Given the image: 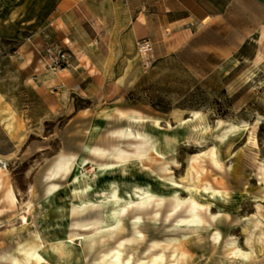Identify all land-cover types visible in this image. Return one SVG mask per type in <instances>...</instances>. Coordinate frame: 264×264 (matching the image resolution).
<instances>
[{"label":"rangeland","instance_id":"374dc122","mask_svg":"<svg viewBox=\"0 0 264 264\" xmlns=\"http://www.w3.org/2000/svg\"><path fill=\"white\" fill-rule=\"evenodd\" d=\"M15 2L0 0V11L12 8ZM80 8L85 13V8ZM23 10L25 14L26 7ZM246 10L240 17L246 19L249 33L263 15L258 6L248 5ZM238 19L235 7L231 27ZM29 25L23 21L21 37H0V75L7 76L0 83V264H11L12 257H20L19 249L33 242L36 234L52 236L76 230L91 236L118 226L122 228L119 233L103 238L96 234L92 249L82 238L76 240L82 259L56 264H113L110 250L117 247L119 239L135 234L122 248L124 257L131 256L130 264H264V31L229 55L222 50L234 48L240 40L232 29L201 28L192 37L183 38H169L158 30L152 39L150 68L143 70L138 56L127 61L122 71L127 82L93 87L88 86L92 79L83 78L76 84H67L65 79L50 81L54 72L45 70L40 75L35 67L23 66L20 43H27L41 62L42 49L57 40L53 30ZM174 110H182L184 117L190 110H198L200 116L179 125ZM120 112L158 117L162 128H154L151 122L133 124ZM218 119L239 125L241 130L216 148L214 134L226 126L216 129ZM194 124L209 126L205 141L204 133L194 129ZM127 128L177 140L162 149V164L145 162L162 180L171 177L179 186L190 188L207 184L225 191L224 199H207L201 193L195 198L192 189L178 188V207L168 193L159 205L136 206L113 215L120 206L103 204L96 211L71 217L67 221L71 225H65L52 208L69 197L72 176L84 168L90 171L92 164L114 160L88 156L84 146L133 150L132 141L121 135ZM211 151L220 165L211 162ZM64 156L87 158L88 162L66 176L53 175ZM112 177L126 188L132 182L148 180L157 185L138 160ZM52 184L58 188L49 202H42ZM93 184L97 188L99 183ZM158 188L170 190L163 185ZM191 200L196 201L202 222L181 225L179 220L189 215ZM22 214L28 217L26 224ZM76 219L100 223L81 230L72 225ZM160 253L164 262L152 263L153 256Z\"/></svg>","mask_w":264,"mask_h":264},{"label":"crops","instance_id":"0c3cea01","mask_svg":"<svg viewBox=\"0 0 264 264\" xmlns=\"http://www.w3.org/2000/svg\"><path fill=\"white\" fill-rule=\"evenodd\" d=\"M248 5L260 7L263 15L249 33L246 19L240 17L241 13L245 16ZM13 7L0 11V37H21L23 21L33 28L53 30L56 43H65L74 55L66 66L68 74L59 77L54 72L49 80L65 79L67 84H76L88 78L92 79L88 86L93 87L127 82L122 71L127 61L136 59V42L141 38L152 41L158 30L169 38H183L192 37L201 28L232 29L240 40L234 48L222 50L229 55L264 31V0H16ZM24 7L28 13L24 14ZM235 7L239 19L231 27ZM64 37L71 43L64 42ZM18 50L23 66L35 67L40 75L46 73L27 43H20ZM82 53L89 60L87 67L79 62ZM92 66L94 71L89 72Z\"/></svg>","mask_w":264,"mask_h":264},{"label":"bare ground","instance_id":"6f19581e","mask_svg":"<svg viewBox=\"0 0 264 264\" xmlns=\"http://www.w3.org/2000/svg\"><path fill=\"white\" fill-rule=\"evenodd\" d=\"M64 42L71 43L68 37H64ZM78 57L79 62L85 67L89 65V60L84 53L79 54ZM136 57H138V54H136ZM93 71L94 67L92 66L89 68V72ZM67 74L68 70L66 67L59 69L54 73V75H58L59 77H64ZM6 77L7 76L5 75H0V83L5 81ZM182 112V110H174L173 112V117L179 125H183L184 123L197 119L200 116V111L198 110H190L189 116L187 117H184ZM120 115H127L129 121L133 124L151 122L154 128H162L161 120L158 117L128 115L124 112H120ZM223 124H226V126H224L218 134H214L213 137L216 148L225 145L232 135L241 130L239 125L228 123L222 119L217 120L216 129ZM6 125L10 126L8 123ZM166 125L171 127L168 121H166ZM193 128L204 133L203 138L205 141L206 137L209 135V126L207 124H194ZM121 135L132 141V145H134L133 150L129 151L120 148L108 150L100 147H91L88 145L84 146L88 156H95L98 158H113L114 160L112 162L92 164L90 171L84 168L72 176V186L69 189V197L65 199L63 204L55 205L52 208L54 211L58 212L59 217L66 222L65 225H71L67 222L71 217L81 216L83 213L96 211L103 204L120 206L118 210L113 211V215H120L129 208H134L136 206H148L152 204L159 205L162 203L166 194L168 195V193L173 195L172 197L174 198L176 207H178L181 203V198L177 195L178 188H182L183 191L192 189L191 192L195 198H198L197 194L201 193L203 195H207V199H224L226 192L221 189L213 188L207 184L203 185L202 188L198 186L195 188H190L186 185L179 186L171 177L164 178L165 180H162V177L159 175L157 170H155L153 167L146 166L145 162H150L154 166L162 164L165 160L162 149L165 147H171V145L176 143L177 140L160 137L157 134L147 132L145 130L133 131L131 128L121 131ZM214 154L215 152H210L211 162L215 165H220L219 160L216 159ZM133 160L139 161L142 170L147 169L149 175L153 176L155 179L154 182L157 185H154L153 182L148 180L145 182H132L127 188L121 187V185L112 176L116 171H118V169L128 165ZM87 162V158L74 160L69 156H64L57 162L53 175L60 174L66 176L73 172L75 168L85 167ZM158 169L163 170L162 167H158ZM124 172L128 174L126 170ZM95 182L99 183L97 184V188L94 187L93 183ZM218 183H221V181ZM158 185L168 186L170 188L169 192H163V190L158 188ZM56 186V184H52L50 186L48 193L42 198V202L50 201L52 194L58 188ZM9 192L11 198L16 200L13 190H9ZM92 192L94 194H92ZM25 204L27 205L28 209L31 208L29 203ZM218 207L221 209L220 206ZM188 212L189 215L187 217L179 220L181 225L200 224L202 222L200 215L201 211L198 208L195 200H191V203L188 207ZM21 220H23V223L26 224L28 222V217L22 214ZM99 223V220L89 221L76 219L72 225L75 227V229L79 228L81 230H86L90 225H96ZM55 225L57 226L59 224L56 223ZM121 230L122 228L119 226L110 227L104 231H100L99 233H94L91 236H85L76 230L64 231L62 235L55 234L48 236L36 234L34 236L35 240H33V242L30 241L19 249L20 257H12L10 261L11 264H56L57 262L68 261L71 259L80 261L82 259V250L76 248V240L82 238L88 244V248L92 249L95 244L94 242L96 234L103 238L105 235L119 233ZM134 237L119 239L117 247L110 250L111 254L107 255H109L110 261L113 264L131 263V256L124 257L122 248L125 247L126 244H130ZM153 245H157V242H154ZM177 250L178 247L173 249L170 255L174 256ZM164 260V255L160 253L153 256L151 262L162 263ZM170 264H175V262L172 261Z\"/></svg>","mask_w":264,"mask_h":264},{"label":"built area","instance_id":"2783aa9c","mask_svg":"<svg viewBox=\"0 0 264 264\" xmlns=\"http://www.w3.org/2000/svg\"><path fill=\"white\" fill-rule=\"evenodd\" d=\"M136 49L141 68L147 70L153 62L154 46L152 41L149 38H141L136 42ZM73 55L65 43L46 45L42 49L41 62H43L46 71L56 72L68 66Z\"/></svg>","mask_w":264,"mask_h":264}]
</instances>
